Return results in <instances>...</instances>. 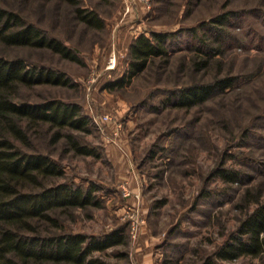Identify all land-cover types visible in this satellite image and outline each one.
<instances>
[{"label":"rangeland","instance_id":"1","mask_svg":"<svg viewBox=\"0 0 264 264\" xmlns=\"http://www.w3.org/2000/svg\"><path fill=\"white\" fill-rule=\"evenodd\" d=\"M79 3L95 8L102 26L86 25L63 0H0L74 55L2 47L7 57L50 67L67 79L20 86L16 100L76 102L88 119L89 131L62 132H72L97 155L73 152L64 135L52 141L55 128L46 123L30 133V151L50 155L63 169L61 181L91 186L99 201L59 212L62 229L100 235L121 227L125 242L93 253L117 259L115 252L124 250L129 264H264V253L217 256L256 207V190L264 195V0ZM226 12L232 18L219 27L228 40L208 51L206 45L220 40L211 36L213 17ZM151 31L166 33L167 53L152 57L123 85L106 86L123 75L133 38ZM112 57L115 65L108 67ZM226 75L235 78L231 85L215 87L197 102L177 103L181 89ZM104 114L109 118L95 124L94 117ZM109 144L126 153L123 170L109 156ZM224 169L239 176L224 178Z\"/></svg>","mask_w":264,"mask_h":264},{"label":"trees","instance_id":"2","mask_svg":"<svg viewBox=\"0 0 264 264\" xmlns=\"http://www.w3.org/2000/svg\"><path fill=\"white\" fill-rule=\"evenodd\" d=\"M63 1L74 6L75 17L86 25L102 26V18L95 8L81 5L80 0ZM230 14L213 17L212 23H216L210 25L214 29L211 36L215 41L220 40L217 45H206V50L214 52L228 40V32L219 24L229 23ZM166 36L157 31L135 36L129 45L128 64L123 75L106 86L123 85L127 78L144 70L152 57L164 56ZM14 45L46 47L74 58L70 48L60 39L42 33L18 12L0 5V264H129L124 250L115 252L117 259L93 253L125 242L121 227L100 235L62 229L59 212L99 201L91 186L61 181L63 169L50 155L28 149L31 129L46 123L48 128H55L52 141L64 135L73 152L93 155L97 152L94 147L82 144L72 132H62L65 127L90 130L87 116L80 111L78 103L59 98L15 99L20 86L64 84L67 79L60 71L28 64L24 59L10 58L2 53L3 48ZM234 80L226 75L207 83H193L181 89L177 103L197 102L213 88H225ZM223 176L233 180L239 172L224 169ZM261 194L256 190L252 197L256 207L241 220L238 233L217 250L220 259L264 253V195ZM121 257L125 258L119 259ZM202 264L218 262L207 259Z\"/></svg>","mask_w":264,"mask_h":264},{"label":"crops","instance_id":"3","mask_svg":"<svg viewBox=\"0 0 264 264\" xmlns=\"http://www.w3.org/2000/svg\"><path fill=\"white\" fill-rule=\"evenodd\" d=\"M108 154L109 156H111V159L114 160L116 163H118V170L121 169L123 170V167H122V163L123 161L125 160V157H126V153L124 151L121 150V147H119L118 145L116 144H109L108 145ZM126 169V168H125ZM130 176V175H129ZM127 180V179H126ZM128 184L129 185H132V183L130 182V177L128 178ZM133 186V185H132ZM140 260V259H139ZM139 264V263H138ZM140 264H145L144 261L140 260Z\"/></svg>","mask_w":264,"mask_h":264},{"label":"built area","instance_id":"4","mask_svg":"<svg viewBox=\"0 0 264 264\" xmlns=\"http://www.w3.org/2000/svg\"><path fill=\"white\" fill-rule=\"evenodd\" d=\"M144 1H148V0H144ZM115 65V57H112L111 59H110V63H109V65H108V67H113ZM109 118V116L107 115V114H104V115H102L101 117H94V122H95V124H97V125H99L100 126V123L99 122H103L104 120H107ZM122 191L124 192V193H127V191H126V188L125 187H123L122 188Z\"/></svg>","mask_w":264,"mask_h":264}]
</instances>
